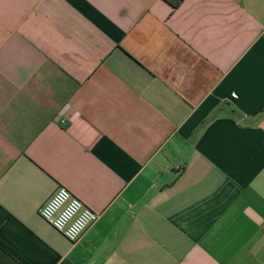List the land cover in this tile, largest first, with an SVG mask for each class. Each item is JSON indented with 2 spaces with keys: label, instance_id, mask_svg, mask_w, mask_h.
<instances>
[{
  "label": "crops",
  "instance_id": "0c3cea01",
  "mask_svg": "<svg viewBox=\"0 0 264 264\" xmlns=\"http://www.w3.org/2000/svg\"><path fill=\"white\" fill-rule=\"evenodd\" d=\"M0 264H264V0H0Z\"/></svg>",
  "mask_w": 264,
  "mask_h": 264
},
{
  "label": "built area",
  "instance_id": "2783aa9c",
  "mask_svg": "<svg viewBox=\"0 0 264 264\" xmlns=\"http://www.w3.org/2000/svg\"><path fill=\"white\" fill-rule=\"evenodd\" d=\"M40 216L69 241L74 242L96 223L101 215L88 207L67 187L61 186L40 209Z\"/></svg>",
  "mask_w": 264,
  "mask_h": 264
},
{
  "label": "trees",
  "instance_id": "16d2710c",
  "mask_svg": "<svg viewBox=\"0 0 264 264\" xmlns=\"http://www.w3.org/2000/svg\"><path fill=\"white\" fill-rule=\"evenodd\" d=\"M180 3L176 4V6H179ZM224 109L223 108H220L219 110H217L215 112V114L212 116V118L210 120H214L215 118H217L219 116V114L223 111ZM234 113V112H233ZM235 114V113H234Z\"/></svg>",
  "mask_w": 264,
  "mask_h": 264
}]
</instances>
